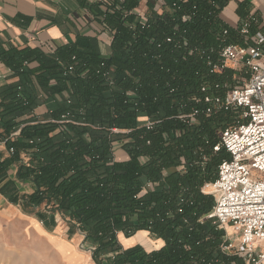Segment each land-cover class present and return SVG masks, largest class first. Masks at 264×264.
<instances>
[{
    "label": "trees",
    "instance_id": "trees-1",
    "mask_svg": "<svg viewBox=\"0 0 264 264\" xmlns=\"http://www.w3.org/2000/svg\"><path fill=\"white\" fill-rule=\"evenodd\" d=\"M139 1L93 5L112 36L106 55L92 39L50 54L30 48L9 53L18 81L3 89L2 142L12 153L0 170L17 163V177L35 185L31 202H45L74 221L96 264H240L220 249L224 230L199 220L214 203L200 187L228 157L212 146L231 115L200 116L196 125L176 115L202 105L192 100L201 83L230 79V69L211 73L206 55L214 59L223 43L245 41L219 18L228 0H162L161 12L155 0H146L144 23L135 10ZM32 61L37 67H28ZM41 103L46 118L27 119L19 128L16 116ZM145 118L152 128L142 124ZM115 143L126 160L114 159ZM203 155L209 159L201 168L195 161ZM180 157L184 171L175 169ZM147 182L153 188L142 192ZM140 230L163 245L146 250L119 243L118 233L130 237Z\"/></svg>",
    "mask_w": 264,
    "mask_h": 264
},
{
    "label": "crops",
    "instance_id": "crops-1",
    "mask_svg": "<svg viewBox=\"0 0 264 264\" xmlns=\"http://www.w3.org/2000/svg\"><path fill=\"white\" fill-rule=\"evenodd\" d=\"M110 1L0 0V161L8 155L2 144L6 129L2 114L7 101L3 89L18 81V75L6 59L9 53L30 48L50 54L60 46L85 44L86 39H92L102 54H108L111 35L95 18L93 5ZM162 3V0H155L154 9L161 12ZM136 9L145 14L147 1L140 0ZM250 15L259 23L254 25V29L264 30L263 0H228L219 12V18L231 28H237ZM37 65L36 61H32L28 67L35 68ZM46 110V104H38L31 114L18 115L15 121L20 128L27 119L43 120ZM17 134L18 130L13 136ZM118 145L120 152L114 159L124 161L128 156ZM21 157L27 162V156L21 154ZM17 167L15 163L5 171L0 170V264H96L91 252L86 261V253L79 247V244H87L85 234L74 221L64 213L52 210L45 202L37 205L31 202L35 185L29 179L18 178ZM147 233L140 230L130 237L121 236L127 242L126 246L119 238L118 241L124 248L136 244L143 246ZM118 234L121 235V232ZM157 240L159 245L150 249L143 247L146 250L161 247L162 240L153 241ZM153 241L149 240L146 244H155Z\"/></svg>",
    "mask_w": 264,
    "mask_h": 264
},
{
    "label": "built area",
    "instance_id": "built-area-1",
    "mask_svg": "<svg viewBox=\"0 0 264 264\" xmlns=\"http://www.w3.org/2000/svg\"><path fill=\"white\" fill-rule=\"evenodd\" d=\"M135 10L144 23L145 14ZM253 24L259 25L250 15L237 27L245 41L243 45L225 42L214 59L202 51L211 73L230 69L231 77L201 83L198 96L192 100L202 105L195 104L191 110L176 115L188 125H196L200 116L231 115L212 146L213 153L224 150L228 157L217 164L214 179L200 187V192L212 196L214 203L199 220L211 219L224 230L220 249L239 259L240 264H264V30L256 28L252 32ZM142 124L148 129L153 127L147 118ZM208 159L203 155L195 163L203 168ZM185 168V159L180 157L175 169ZM146 188H153V183L147 182L142 192Z\"/></svg>",
    "mask_w": 264,
    "mask_h": 264
},
{
    "label": "rangeland",
    "instance_id": "rangeland-1",
    "mask_svg": "<svg viewBox=\"0 0 264 264\" xmlns=\"http://www.w3.org/2000/svg\"><path fill=\"white\" fill-rule=\"evenodd\" d=\"M117 145L118 144H116L115 143V154H114V156L115 157H117V154L120 152L119 150H120V148L119 147H117ZM119 146V145H118ZM146 235V234H145ZM121 236H123V234L121 233V235L120 234H118V238H119V241H121V243L123 244V245H128L127 244V242L126 241H124L123 239H122V237ZM148 238H145V240H143V246L146 248V249H150V248H152V247H155L156 245H159V241L157 240V241H153V240H156L155 238H153V237H151L148 233H147V235H146ZM149 240H152L155 244H149V245H147L146 243L149 241ZM130 241H132V240H130ZM135 240H134V238H133V241L132 242H134ZM137 241H140V240H137ZM88 246H90V244L87 242V244H79V247L81 248V250L83 251V252H85L86 253V261H87V259L89 258V255H90V248L88 247ZM74 250H76L75 248H73ZM77 251V250H76ZM79 253V252H78ZM80 254V253H79ZM81 256H83V255H81ZM84 257V256H83ZM89 262V261H88ZM66 263V262H65ZM90 263V262H89Z\"/></svg>",
    "mask_w": 264,
    "mask_h": 264
},
{
    "label": "water",
    "instance_id": "water-1",
    "mask_svg": "<svg viewBox=\"0 0 264 264\" xmlns=\"http://www.w3.org/2000/svg\"><path fill=\"white\" fill-rule=\"evenodd\" d=\"M89 250H90V252H91V254H92V250H93V248H90Z\"/></svg>",
    "mask_w": 264,
    "mask_h": 264
},
{
    "label": "bare ground",
    "instance_id": "bare-ground-1",
    "mask_svg": "<svg viewBox=\"0 0 264 264\" xmlns=\"http://www.w3.org/2000/svg\"><path fill=\"white\" fill-rule=\"evenodd\" d=\"M163 242V241H162ZM69 263V262H68ZM82 263V262H81Z\"/></svg>",
    "mask_w": 264,
    "mask_h": 264
}]
</instances>
